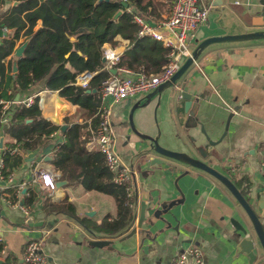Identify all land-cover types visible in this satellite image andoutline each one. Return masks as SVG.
<instances>
[{"label": "crops", "instance_id": "1", "mask_svg": "<svg viewBox=\"0 0 264 264\" xmlns=\"http://www.w3.org/2000/svg\"><path fill=\"white\" fill-rule=\"evenodd\" d=\"M16 5L10 0H0V45L14 35V30L3 24ZM142 6L146 7L139 11L132 5L153 25L170 12L168 0H143ZM197 6L207 9L208 16L196 31L190 45L192 49L207 38L264 31V0H198ZM40 27L41 21H37L34 30ZM23 33L15 41L13 52L3 60L6 76L14 73L13 64L18 59L15 52L27 42ZM114 41L116 45L103 47L121 59L130 43L121 36ZM119 69L115 74L123 75ZM5 85L6 79L0 94L12 95V100L0 98L3 110L12 103L24 105L30 100L32 104L38 99L43 118L51 124L66 125L68 129L83 122L78 109L57 92L33 86L13 93L12 88ZM182 92L193 96V103H197L193 109L199 123L196 128H185L187 115L179 98ZM150 93L125 99L111 107L115 151L121 164L132 167L135 173L132 178L133 220L115 234H109L107 228H98L104 220L109 224L117 219L115 199L63 180L62 174L50 164L57 146L65 141L64 132L52 133L48 144L28 151H22L13 139L0 136L3 141L0 148V264H20L25 246L33 241L40 243L48 264H170L189 246L201 251L205 264H249V258L238 250L242 237L238 236L232 220L244 226L249 231L248 238L255 240L257 261L253 264H264L246 214L213 177L167 160L166 165L149 171L142 178L145 159H138L135 146L140 145L145 150L148 142H140L128 123L132 109L146 104L145 108L133 112L135 132L154 136L161 147L197 159L201 157L196 149L203 146L207 151L205 163L235 186L243 187L241 182H247L249 191L245 198L259 214L257 201L264 195V170L260 166L264 145V40L210 45L173 88L147 100ZM228 118L225 137L216 146H209L200 133V126L212 142H218ZM94 130L86 144L88 152H98L90 145ZM6 152L22 159L11 171L1 168ZM229 167L236 168L235 174H231ZM45 171L51 173L57 183L52 196L44 194L35 182L38 172ZM142 192L148 196L147 211L138 228ZM64 203L67 205L61 206ZM262 222L264 226V220ZM96 241L107 243L95 246Z\"/></svg>", "mask_w": 264, "mask_h": 264}, {"label": "trees", "instance_id": "2", "mask_svg": "<svg viewBox=\"0 0 264 264\" xmlns=\"http://www.w3.org/2000/svg\"><path fill=\"white\" fill-rule=\"evenodd\" d=\"M10 1L17 5L12 7L3 25L14 30V35L0 45V88L4 79L5 86L11 87L13 93L38 86L41 90L57 92L59 97L78 109L83 122L75 123L64 131L65 141L57 146L50 164L62 174L63 180L79 183L87 191H96L115 199L117 219L109 224L104 220L98 228H107L109 234L118 233L133 220L129 201L124 188L112 182L103 155L86 149L91 131L99 122V90L101 84L112 76L111 70L121 67L138 73H159L168 64L167 50L147 37L138 40L137 26L130 15L122 13L115 19L122 7L113 0ZM129 1L139 11L146 7L142 6L143 0ZM37 21H41V27L34 30ZM22 31L26 47L17 59L16 72L6 76L3 60L13 52L15 41ZM117 36L128 40L130 47L117 65L105 69L102 46L116 45L114 39ZM83 72L96 73L86 88L74 85L75 77ZM86 90H95L96 93L87 94ZM0 98L12 100V95L6 97L2 92ZM56 131L61 132V127L43 118L38 99L28 107L12 103L7 110H3L0 104V136L13 139L22 151L37 150L48 144L50 135ZM12 159L14 161L9 163ZM21 162L20 156L6 152L2 171L7 168L11 171ZM241 183L243 187H236L245 197L249 185Z\"/></svg>", "mask_w": 264, "mask_h": 264}, {"label": "built area", "instance_id": "3", "mask_svg": "<svg viewBox=\"0 0 264 264\" xmlns=\"http://www.w3.org/2000/svg\"><path fill=\"white\" fill-rule=\"evenodd\" d=\"M114 2L128 4L122 8L121 14L126 13L132 17V22L137 26L136 38L145 37L161 44L167 50L168 64L157 74L134 73L126 69H119L123 75H112L105 80L99 90L100 106L98 108L99 122L93 132L90 145L100 152L105 165L112 176V182L124 188L129 207L135 204L132 178L134 170L121 164L119 155L115 151L114 132L111 123V107L125 99L135 98L143 93L153 92L159 85L164 84L179 70L182 64L191 57V42L197 29L207 20L208 10L197 6L198 0H168L170 5L169 15L156 24H151L141 13L136 11L129 0H113ZM105 45V44H104ZM103 45V46H104ZM102 46V58L105 60L104 68L112 69L117 65L120 56L110 49ZM96 73L83 72L75 77L74 85L86 88ZM26 107L31 105L28 100ZM261 169L264 170V145L261 149ZM2 168V166H1ZM231 174L236 168L229 167ZM41 190L47 196L56 192L57 183L49 172H38L37 179ZM18 207V205H14ZM19 208L23 209V206ZM205 264L201 251L189 246L183 249L170 264ZM21 264H48L39 242H30L25 246Z\"/></svg>", "mask_w": 264, "mask_h": 264}, {"label": "water", "instance_id": "4", "mask_svg": "<svg viewBox=\"0 0 264 264\" xmlns=\"http://www.w3.org/2000/svg\"><path fill=\"white\" fill-rule=\"evenodd\" d=\"M109 2L110 0H98V2ZM122 8H127L128 4L122 3ZM121 15V11H119L115 15V19ZM253 40H264V31H258V32H252L247 34H236V35H227V36H218V37H211L207 38L205 40H202L199 42L195 48L191 52V57H189L179 68V70L170 78V80L164 84L159 85L153 92H151L146 99L149 100L157 95H159L162 91L166 89H171L175 86V84L181 79V77L184 75V73L190 68V66L197 61V59L200 57L201 53L210 45L213 44H221V43H238V42H245V41H253ZM26 43H24L20 48H18L15 52V56L17 58H20L23 54V50L26 47ZM102 63H105V60L102 58ZM13 72H16V64H13ZM112 75L115 74V70H111ZM86 93H96L95 90H86ZM180 100L183 101V109L184 114L187 115L186 122H185V128H196L199 126L198 120L195 117V114L193 112V109L196 107L197 103H193L194 97L182 92L179 95ZM145 105H139L136 108L132 109L129 115L128 123L129 126L136 134V136L140 139V142L147 141L148 146L147 149H142L140 145L135 146V150L137 152L136 156L138 159L144 158V166L142 169V178L146 177L148 175L149 171H153L156 168H161L162 166L166 165L167 160L168 161H174L180 164H184L190 168L202 171L209 176L213 177L215 180H217L235 199V201L238 203V205L241 207V209L246 214L252 230L255 235V239L257 241V244L259 248L261 249V252L264 256V226L262 220H264V195L259 197L257 201V207L260 211L259 214H257L253 207L250 205L249 201L241 195L239 190L236 188L234 183L227 178L222 173L218 172L214 168H212L210 165L205 163L203 160L207 157V151L203 146L197 147L196 151L200 154L201 159L193 158L189 156L188 154L181 153V152H175L172 150L165 149L161 147L158 144V140L156 137L151 135H141L135 132L134 126H133V112L137 108H145ZM231 118V117H230ZM228 118L224 132L218 139V142H212L203 129V127L200 126V133L204 136L207 144L211 147L216 146L218 143L222 141V139L225 137L227 128L229 125ZM67 128L66 125L61 126V131L64 132ZM192 141H195L193 138H191ZM2 140H0V148H2ZM148 201V196L146 192H142L141 195V204H140V212H139V218L137 222V227L140 228L142 223L144 222L145 212L147 211L146 202ZM235 230L238 232V236L242 237L238 243V250L241 253H244L249 258V264H253L257 261V252H256V245L255 240L249 237V231L242 226L240 223H238L235 220L231 221ZM107 242L105 241H96L94 243L95 246H103L106 245ZM21 264V263H20Z\"/></svg>", "mask_w": 264, "mask_h": 264}]
</instances>
